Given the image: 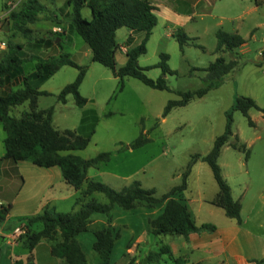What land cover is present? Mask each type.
I'll list each match as a JSON object with an SVG mask.
<instances>
[{
	"label": "rangeland",
	"instance_id": "374dc122",
	"mask_svg": "<svg viewBox=\"0 0 264 264\" xmlns=\"http://www.w3.org/2000/svg\"><path fill=\"white\" fill-rule=\"evenodd\" d=\"M25 1L0 0V42L24 43L27 41L21 32L12 30L8 23L10 12L20 8ZM63 1L42 0L47 10L42 13L37 22L29 24L34 32L32 37L35 39L28 46L33 47L36 53L42 49L44 42L39 39L41 37L45 39L51 34V30L46 29L52 26L51 20L59 22L61 20L67 25V16L58 19L55 15H60L56 8ZM252 1L256 0H245L246 6H251ZM236 2V0H214L215 6L207 4L202 6L200 9L208 10V12L197 15L186 27L185 32L191 39L185 44L183 50L177 39L168 35L169 29L160 19L147 42V52L139 58V65L151 67L146 74L156 79L162 74L161 68L157 66L161 59L160 54L163 52L169 54L168 64L174 73H168L166 78L171 90L150 88L138 78L131 76L125 78L124 87L120 89L119 78L113 74L112 70L96 62L94 68L88 66L87 79L82 91L80 89L83 94L93 97L86 103L87 106L92 107L91 109L85 110L86 104L79 106L72 94L68 96L67 103L58 99L61 87L73 82L78 74V69L73 66L65 67L45 82L44 87L51 89L52 92L39 97L38 108L54 107L55 126L58 129H75L83 135L93 131L92 140L88 147L81 151V155L93 156L100 150L111 152V159L103 165L121 174L138 169L149 159L161 153L166 143H171L172 153L167 157H159L146 172V175L150 176V170H152L155 175L161 177L164 183L158 185L156 189L158 195H163L181 182V174L186 169L192 155L208 154L215 139L224 133L227 124L226 112L234 105L237 96L252 97L258 106L264 108V59H261V52L264 53V2L259 11L248 12L241 18L238 15L242 9H233ZM222 15L224 18H221ZM237 28L240 29V34L247 42L244 47L247 52L242 54V64L223 78L222 82H227L224 86L208 90L203 97L192 98L193 100L185 107L174 111L162 124L163 112L170 100L181 99L182 95L179 92L196 91L201 88L207 75L206 68L217 57L222 55L227 60L232 57L228 51H216L218 29L234 32ZM76 35L81 42H84L78 33ZM125 37V31H120L117 41L123 43ZM7 50L8 47L0 53V58ZM77 60L82 61L81 65L86 66L88 63L83 57ZM25 62V67H30L34 63L30 60ZM6 89H9L8 85ZM0 92H2L1 88ZM26 110H29V102L13 107L10 113L20 117ZM93 111L98 112L97 117L93 116ZM110 111L113 116L107 119L105 115ZM249 114L255 122L254 126L249 124L248 118L240 110L233 111L232 131L234 135L230 139V141H235V135H238L240 142L247 145L248 156L246 152L235 149L228 143L222 148L218 162L224 177L229 178L233 183L236 193H238L237 183L240 179L244 177L249 181L252 189L248 191L246 201H249V205L244 214L252 217L250 222L255 226L261 221L264 223V204L261 206L258 200L259 191L264 192V117L258 109H251ZM84 115L87 119L82 123ZM3 133L5 134V131ZM141 134L149 138L148 142L134 148V152L130 153L129 150L132 148L130 145ZM164 158L168 160L163 161ZM247 160H249L248 165H245ZM198 161L194 163L187 178L189 187L185 195L190 191H195L198 177L207 179L209 175V178L213 180L211 182L216 185L208 164L203 161L199 164ZM197 163V168H195ZM240 163H242L241 166ZM198 166L202 168L199 172ZM168 168L172 170V175H170L171 179L166 180L165 183L164 174ZM247 168L250 170L249 173H246ZM140 175H144L143 171ZM173 177L178 179L172 180ZM174 181L176 184L173 185ZM205 187L209 188L210 182L206 181ZM93 196L100 202L108 201L107 196L102 192H96ZM117 208L123 210L120 214L115 212L117 223L126 222L138 233L146 219L141 213V207L134 208L135 210ZM256 209L259 211L256 212ZM121 226L119 227L122 230L121 237L114 254L121 253V246L131 238ZM262 231L264 232V229ZM82 235L83 247L89 253L92 262L94 259L91 244L95 236L92 230L85 231ZM159 236H153L152 243Z\"/></svg>",
	"mask_w": 264,
	"mask_h": 264
},
{
	"label": "trees",
	"instance_id": "16d2710c",
	"mask_svg": "<svg viewBox=\"0 0 264 264\" xmlns=\"http://www.w3.org/2000/svg\"><path fill=\"white\" fill-rule=\"evenodd\" d=\"M88 4L93 12L92 19L88 20L82 14L85 4ZM6 6V4H5ZM66 6H72L70 24L91 49V60L101 63L112 70L119 78L120 89H123L126 76H132L141 80L144 84L161 90H171L166 75L174 71L168 64L169 54L163 52L157 64L162 74L154 79L146 74L151 67H141L139 57L147 52V42L154 27L158 23L155 13L156 7L149 0H66ZM47 6L42 0H26L20 8L12 10L9 14L8 23L12 30L21 32L26 39L33 38V30L29 24L40 19ZM129 27L133 30L143 31L144 38L137 46L127 52V61L123 66H118L116 52L119 49L117 30ZM61 36L60 32H52ZM172 35L179 42L181 50L191 39L184 28L179 26L173 29ZM217 52H230L232 57L227 60L219 56L206 68L207 75L204 84L196 91L179 92L182 98L170 100L163 112L166 116L175 106L186 105L194 97H202L208 90L218 87L223 78L242 64V53L236 51L246 40L238 32H228L218 29ZM40 41H46L43 37ZM52 38L47 42L51 43ZM60 44V42H59ZM24 45L10 41L8 50L0 60V87H7L14 79L21 80V86L17 89H6L0 92V120L6 131L5 157L17 162L29 160L33 163L51 167L60 166L64 179L78 191L75 201V209L71 212H60L55 207L47 205L38 214L28 218L25 225L27 232L22 239L29 247H34L41 239L50 240L52 253L64 260L66 264H89L86 253L76 236L82 232L92 230L95 241L93 250L101 258L100 264H110L116 239L120 230L112 225L111 217L113 210L120 207L132 210L138 205L154 207L165 203L163 212L149 221V230L155 235H177L187 237L191 232L214 231L217 226L213 223L198 225L194 214L189 206L185 191L188 188L187 178L195 162L206 161L214 173L219 190L211 203L224 208L229 217L242 222V203L234 199L232 188L222 173L218 162L222 148L229 143L233 148L246 152L247 145L240 142L238 135L235 141H230L234 135L232 131L233 111L240 110L249 120L251 126L255 125L249 112L258 109L264 117V108L258 106L256 101L249 96L239 95L234 105L227 110V124L223 134L219 135L212 150L206 154H193L186 169L181 174V182L173 186L163 195L157 194L156 188H144L139 180H133L121 189H115L106 183L88 176L90 167H99L107 161L111 152H101L92 158H84L73 153H63L84 149L88 146L91 135L79 133L75 129L59 130L53 124L54 107L46 109L38 108V99L41 95L50 94L40 90L39 85L50 79L65 65L78 69L75 80L65 85L58 94V99L66 102L67 95L72 94L76 103L83 106L88 99L80 92V86L86 76L88 65H81L74 61L68 53L61 52L57 56L43 57L38 54H23ZM35 61V70L29 75L21 74V65L25 61ZM29 102V110L15 117L10 113L12 107ZM93 116H98L95 111ZM87 119L82 117V123ZM149 138L141 134L130 145L132 148L139 147ZM96 192L104 193L108 201L100 202L93 195ZM9 210V206L0 207V222H3ZM102 214L108 217V224L100 229L91 227L92 217ZM42 222L43 228L39 231L31 229V225ZM3 240V239H2ZM171 253L168 244L160 245L158 250H150L143 261L146 263H159L162 256ZM1 255V246H0ZM183 258L174 259L170 264H181ZM264 263V258L260 260Z\"/></svg>",
	"mask_w": 264,
	"mask_h": 264
},
{
	"label": "crops",
	"instance_id": "0c3cea01",
	"mask_svg": "<svg viewBox=\"0 0 264 264\" xmlns=\"http://www.w3.org/2000/svg\"><path fill=\"white\" fill-rule=\"evenodd\" d=\"M149 1L156 7L155 13L157 14L158 22L160 21V19L164 21L167 29H169L168 35L172 37H174L172 35V31L174 28L181 26L184 28V30H186V27L190 25V23H192V20H194L197 15H203L208 12V10L200 9L202 6L206 4L208 6L216 5V3H213L214 0ZM236 1V4L233 5V9H242L240 11V14L238 15V17L240 18L248 12L252 13L259 11L264 2L262 0H256L255 2H250L251 6H246L245 0ZM56 9L59 10L60 14L59 16L55 14L56 18L61 19L60 17L67 16V25H65L64 21L61 20L60 22L58 20H51L53 22L52 26L46 28L51 30V34L50 36L45 37L46 41L43 42V45L41 46L42 49L38 53H36L33 47L28 46L29 43L33 42V39H27V41L24 42L25 44L22 43L24 45L23 54H38L40 56L47 57L57 56L61 52H65L68 53L71 58L73 57L74 61L81 57L86 58L88 62L86 65H88L89 68H94L96 62H93L91 60V49L85 41L81 42V40L76 35L77 32H75L71 27L70 13L72 11V6H66V0H64L63 3ZM82 14L88 20L92 19L93 17L92 9L87 3L82 9ZM221 18H224V16L222 15ZM57 26H60L63 29V32H61V36L52 33L53 29ZM120 31H125L126 37L123 43L118 42L120 46L118 51L116 52V60L118 66H123L127 61L128 50L141 43L144 37V33L138 30H133L129 27H122L117 30V39L119 37ZM234 32H238L240 34V29L237 28ZM241 36L243 37V35ZM51 38L53 41L51 43H47ZM246 45L247 42H245L242 46L236 49V51L242 54L246 53L247 51L244 50V47ZM3 56L0 58V60L3 58ZM261 59H264L263 52H261ZM33 62L34 63L30 67H25L26 62L22 63V75H29L34 72L35 61ZM76 62L79 64H83L81 60H77ZM67 66L68 65H65L60 68V70L57 71L54 75L60 73V71H62V69ZM86 79L87 73L84 78V81L80 86L81 91ZM45 82L39 85V89L51 93V89H46L44 87ZM133 83L136 84L135 82ZM226 83L222 82L216 88L224 86ZM20 86L21 80L19 78L14 79L12 83L8 85V88L16 89ZM63 87H61V89ZM0 88L2 89V91H5V87ZM69 95H67L66 102L63 103H67ZM83 95L88 99V101L90 98H93L91 95ZM186 105L173 107L170 112L162 118V124L167 121V118L172 115L174 111L182 108L183 106L185 107ZM84 107H86L85 110L92 108L90 106H87V104ZM108 113L109 114L105 115L107 119L113 116L112 111ZM55 120L56 118L54 115V126ZM3 131H5V129L0 120V207L9 206L6 219L3 222H0V264H66L64 260L55 256L52 253L53 242L50 240L41 239L34 247L30 248L28 243H26L23 239L18 240L16 242H12L8 239V237L17 226L22 224L26 225L28 223V218L40 213L47 205L55 207L60 212L73 211L75 209V201L78 196V191L67 183V181L64 179L62 170L58 165L44 167L39 166L29 160H19L17 162H14L13 160L6 158V131L5 134L3 133ZM91 140L92 139H90V142ZM86 148L72 151H64L63 153H73L82 157L83 155H81V151L85 150ZM134 150V148H130L129 151L130 153H133ZM172 150L173 148L171 146V143H166L161 153L149 159L138 169H134L129 173L123 174H121L119 171L109 170L105 167V165H103L111 159L110 156V158L107 161L102 162L99 167H90L88 169V176L93 179L102 181L113 188H123L133 180H139L144 188H156L158 185L164 183L163 180L160 176L155 175L152 170H150V176L146 175V172L150 167H152L150 165H152L157 159H159V157L169 156L170 153H172ZM101 152L107 151L100 150L97 152L96 155ZM96 155H85L83 157L92 158ZM166 160H168V158H164L163 161ZM200 161L203 160H199L198 163ZM203 162L207 163L206 161ZM248 162L249 160L246 161L245 165H248ZM198 163L196 164L195 168H197ZM241 164L242 163H240V166ZM208 166L210 167L209 164ZM200 169L202 168L198 166V172L200 171ZM210 169L212 171L211 167ZM141 171H143L144 173V175L142 176L140 175ZM171 172L172 170L168 168L167 172L164 174L166 176L165 183L166 180L171 179ZM247 172H250L248 168L246 169V173ZM212 174L213 178L215 179L213 171ZM173 179L174 177L172 178V180ZM176 179L178 178H175L174 180ZM209 179V175L207 179L198 177L197 188L194 192L190 191L188 194H186V198L194 214L196 223L198 225L203 223H213L217 226L216 230L191 232L187 237L170 234L160 235L159 238H157V240L152 243V237L155 236V234L150 232L148 224L151 219L155 218L163 212L165 203H160L154 207H149L141 204L135 208L139 209V207H141V213L144 217H146L143 225H141V230L138 233L135 231L136 229H134V227L128 225V223L126 222L121 224L117 223L115 212L120 214L123 210L118 209L116 207L111 217L112 225H115L118 228L122 225L121 227L129 233V236L131 238L126 244H123V246H121V253L114 254L115 247L121 237L122 230L119 228L120 235L115 241L110 264H170L174 259L177 258H183V262L181 264H264L260 262V260L264 258V232L262 231V229H264V223L263 221H261L258 223V225L253 226L250 222L252 217L244 214L247 205H249V201H246L249 193L248 191L252 189L249 181L246 180L244 177L240 179L237 183L238 193H236L233 183L230 181L229 178H227V181L232 187V195L234 199H238L242 203V222L239 223L237 219L229 217L226 214L224 208L211 203V200L215 197L219 190V186L216 179V185L211 182L213 180L210 179L209 181ZM206 181L208 183L210 182L209 188L205 187ZM174 184H176L175 181L173 185ZM258 196L260 197L258 198L261 203L260 205L263 206L264 192L259 191ZM161 210L162 212L159 213ZM258 211L259 210L256 209V212ZM107 224L108 217L102 214L93 215L91 222V227L93 229H100L106 226ZM42 228V222H36L31 225V229L34 231H39ZM83 233L78 234L76 236V239L84 249V238L82 235ZM94 240L95 237H93L91 244V251L93 252L92 255L94 259L92 260V262L90 261L89 253H87L85 249L84 251L86 253L89 264H100L101 258L99 254L93 250ZM162 244H168L171 247L170 254L163 255L159 263H146L143 261L144 257L150 250H158L160 245Z\"/></svg>",
	"mask_w": 264,
	"mask_h": 264
},
{
	"label": "built area",
	"instance_id": "2783aa9c",
	"mask_svg": "<svg viewBox=\"0 0 264 264\" xmlns=\"http://www.w3.org/2000/svg\"><path fill=\"white\" fill-rule=\"evenodd\" d=\"M53 32H63V29L60 26H57L53 29ZM7 48V42L2 41L0 42V52L4 51ZM27 232V228L24 224L17 226L13 232L10 234L8 239L12 242H16L22 239Z\"/></svg>",
	"mask_w": 264,
	"mask_h": 264
}]
</instances>
